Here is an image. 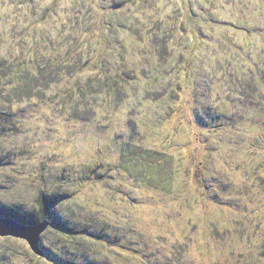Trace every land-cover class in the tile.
I'll use <instances>...</instances> for the list:
<instances>
[{
    "label": "rangeland",
    "instance_id": "374dc122",
    "mask_svg": "<svg viewBox=\"0 0 264 264\" xmlns=\"http://www.w3.org/2000/svg\"><path fill=\"white\" fill-rule=\"evenodd\" d=\"M24 1L0 0L2 56L29 13L40 22L34 39L48 26L60 30L72 10V0ZM91 1L105 20L104 7L118 2ZM142 6L134 12L144 43L133 49L139 38L119 30L115 45L121 38L131 53L114 49V57L130 58L126 69L137 67L142 88L161 81L171 93L164 101L138 100L130 88L119 104L99 95L93 115L60 105L70 80L96 76L93 66L54 86L49 102L0 91V204L25 222L50 220L42 255L0 236L1 264H264V82L255 101L245 97L264 69V0ZM177 23L176 38L166 39L181 53L152 50L151 31Z\"/></svg>",
    "mask_w": 264,
    "mask_h": 264
},
{
    "label": "trees",
    "instance_id": "16d2710c",
    "mask_svg": "<svg viewBox=\"0 0 264 264\" xmlns=\"http://www.w3.org/2000/svg\"><path fill=\"white\" fill-rule=\"evenodd\" d=\"M158 1L159 0L115 1L113 2L114 7H104V9H107V12H110V14H108L110 18L105 20L106 18L103 19V16L106 14H103L100 5H95L91 0H72V10H69L67 21L62 22L61 29L52 30L48 26V29L45 28L46 30L43 31L44 33H42V36L39 38L35 36L34 39L33 36L36 34L40 22H38L36 26H33L34 23H30L31 15L29 13L27 19L24 21V27L21 29L20 26H14L11 31L13 35L18 38L19 42L15 43V45L9 49L7 56H2L0 54V91L4 92L3 94L7 99L15 95L20 98V101L38 99L40 101L49 102L52 97L48 94L52 91L54 86L59 87L66 78H72L77 72L86 69L85 67L91 68L93 66L94 71H98L96 76L93 75V78L84 82L80 79H73V83V81L70 80L73 87L66 90V95L62 97L60 105L64 106L70 104L73 106L72 108H76V106L80 104V110L81 107H85L88 109V113L93 115L94 110L92 106L96 101H99V95L102 96V94L105 93L107 94L106 99H110L109 101L111 104H119L120 99L124 97H127V99L129 98L128 89L130 88L136 92L138 100H141L143 96L146 98L149 97L151 93L156 100L164 101V95L170 97L169 94L171 93H168L167 89L161 88V81L156 80L152 82V84L148 83L142 88L136 70L137 67H133V71L130 70L132 72L131 74L127 71L129 66H131L130 58L121 56V59L116 61L114 57L115 52H113L114 49H117L123 53H131V51L128 50L129 45H127L125 41H122L121 38L120 44L116 43L115 45L114 36H116L117 33L119 34V30L129 33V36H137L139 38L138 41L133 39L130 40L133 41V49H136L138 45L140 46V44L144 43L146 28L143 26L144 22L134 11L138 12V8L141 9L140 6L144 4L145 6L152 5V7H155ZM24 3L25 1L22 0V5H24ZM56 6L57 3L53 5L54 9L50 7L46 8L43 15L45 17L42 18L41 16V18L44 21L53 18V16L58 13L55 10ZM143 10L144 13H146L144 8ZM31 13H34V11L31 10ZM191 16H189L191 19L196 20L192 13ZM34 17L37 18V15L34 14ZM19 21L20 20L16 19V22L19 23ZM178 27L181 29L177 23V25L169 31L165 30L162 32L158 29L151 31L152 40L150 41L153 46L152 50L159 51L164 55L168 52L169 54L170 52L181 53L180 42L175 41V39H166L176 38V33H179ZM171 28L172 27H170V29ZM32 32L33 35H31ZM158 32H162V35ZM78 33L81 34L78 35ZM132 33L135 34L131 35ZM3 34L6 33L2 32L0 34L2 39ZM36 40L37 42L35 44ZM147 42L149 43L148 40ZM97 47L99 55H90V52H93L94 49L96 51ZM110 53L112 58L109 57V59H107V55L105 54ZM144 64L145 63H140V65H142L141 68L144 67ZM137 66L139 67V65ZM142 72L145 73V77L148 76L146 71ZM236 75L237 74L233 75L232 79L235 78ZM261 76V79L255 75L251 77L249 91L245 94L246 98L249 97L253 101L257 99V95L262 89L259 84L264 82V69H262ZM5 82L6 84L4 86ZM134 84L138 88L132 87ZM169 85L171 86V83ZM61 90H63V88H61ZM140 90L142 91L141 94L139 93ZM171 90L173 91V89ZM76 92L82 95L79 99H76ZM56 93L59 96L58 93L60 92ZM169 97L168 100L170 99ZM74 113L78 117L80 111L75 110ZM133 115L135 116V113H133Z\"/></svg>",
    "mask_w": 264,
    "mask_h": 264
},
{
    "label": "water",
    "instance_id": "95a60500",
    "mask_svg": "<svg viewBox=\"0 0 264 264\" xmlns=\"http://www.w3.org/2000/svg\"><path fill=\"white\" fill-rule=\"evenodd\" d=\"M23 215V212L20 214L5 212L3 204H0V236L24 239L36 254L42 255L40 246L47 250L43 233L48 229L50 220L42 223L25 222Z\"/></svg>",
    "mask_w": 264,
    "mask_h": 264
}]
</instances>
